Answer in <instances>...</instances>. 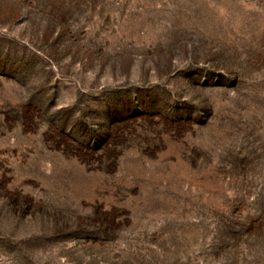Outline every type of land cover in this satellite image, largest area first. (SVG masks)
<instances>
[{
	"label": "rangeland",
	"instance_id": "rangeland-1",
	"mask_svg": "<svg viewBox=\"0 0 264 264\" xmlns=\"http://www.w3.org/2000/svg\"><path fill=\"white\" fill-rule=\"evenodd\" d=\"M0 264H264V0H0Z\"/></svg>",
	"mask_w": 264,
	"mask_h": 264
}]
</instances>
